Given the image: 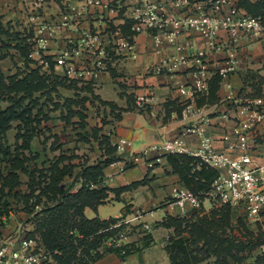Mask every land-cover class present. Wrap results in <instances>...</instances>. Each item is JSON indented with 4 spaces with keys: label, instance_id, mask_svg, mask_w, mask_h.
Returning <instances> with one entry per match:
<instances>
[{
    "label": "built area",
    "instance_id": "1",
    "mask_svg": "<svg viewBox=\"0 0 264 264\" xmlns=\"http://www.w3.org/2000/svg\"><path fill=\"white\" fill-rule=\"evenodd\" d=\"M42 2L30 1L27 18L33 36L27 42L29 46L25 44L24 54L42 73L55 74L53 70L59 69L58 75L87 83L108 72L117 59H135V37L140 33L152 38L154 51H171L147 70L158 73L193 60L191 80L178 86L179 94L184 96L181 118L185 120L179 134L150 145L141 154L131 153L109 164L121 159L134 163L149 150L157 149L192 154L216 168L219 174L202 198L185 186L174 188L171 199L180 208H198L207 201L208 206L224 204L240 209L248 222L261 220L264 143L258 142L255 136L264 133V92L239 100L235 122L222 137L232 139L234 152L214 148L204 132L209 122L206 109L196 104L197 96L206 93L209 87L206 50L194 48L189 38L181 37L198 35L209 51L230 49L240 41L248 44L264 37V14H250L236 0H62L57 16L47 20L39 12ZM66 32L74 35L63 38V45L53 54L54 69L51 70L46 46ZM236 63L230 54L216 66L214 73L220 78L226 77L235 70ZM141 100L136 101L139 108ZM188 133H196L200 138L198 147L192 151L183 140ZM124 143L125 139H119L116 153L123 151ZM258 252L264 264V243L259 245ZM0 264H53V259L40 238L19 224L9 233L0 232Z\"/></svg>",
    "mask_w": 264,
    "mask_h": 264
},
{
    "label": "crops",
    "instance_id": "2",
    "mask_svg": "<svg viewBox=\"0 0 264 264\" xmlns=\"http://www.w3.org/2000/svg\"><path fill=\"white\" fill-rule=\"evenodd\" d=\"M30 1L0 0V67L4 74H10L15 65L33 63L24 57L26 46H29L27 42L30 36H33L27 18L31 11ZM61 1L43 0L39 8L43 18L47 20L55 18L60 10ZM236 1L248 12L239 4V0ZM70 35L74 34L66 32L48 42L45 52L50 60L51 70L54 69L53 54L63 45V38ZM181 38L183 40L189 38L194 48L206 50V65L210 73L209 87L206 93L197 96L196 104L206 109L209 122L204 132L211 138L212 146L233 153L232 139L223 140L222 137L235 122L239 100L243 97L256 96L264 90V37L248 44L240 41L235 47L221 51H209L204 39L195 34ZM135 43L137 51L135 59H117L108 72L88 80L94 94L101 99L113 101L120 107H126L128 104L133 106L122 110L119 118L113 119L108 131H105L111 145L116 146L119 139H125L123 151H117L119 157L124 159L128 154H141L150 145L179 134L185 120L181 118L184 96L179 94L178 86L188 83L192 78V59L171 70H162L158 73L147 70L148 66L165 59L171 51L169 49L154 51L152 38L144 33L136 35ZM230 54L237 60L236 68L228 76L220 78L214 73L215 68ZM53 71L60 74L59 69ZM137 98L142 99L140 108L135 106ZM53 135L58 136L56 133ZM34 139L38 140L36 133L30 139V150L38 151L43 144L34 143ZM255 139L264 143V133L256 135ZM183 140L192 151L198 147L200 138L196 133H188L183 136ZM141 179L144 180L141 184L127 187L118 193L114 190ZM102 183L109 188L107 196L96 204L95 208L85 206L84 215L88 218L121 217L124 220L136 217L137 221H142L149 227L153 241L148 246L127 254L123 259L114 252H108L93 264H172L164 249L163 236L166 235L167 228L155 227L154 223L167 215H182L191 207L186 206L182 209L171 199L173 189L184 185L179 175L172 170L166 152L162 149L149 150L134 163L121 159L115 164L103 165ZM21 185L20 183L17 191L27 190L26 184ZM74 185L71 191L77 189L78 186L73 188ZM10 200L9 197L6 202H11ZM208 205L207 201H203V207ZM123 207L127 209L125 214L122 213ZM231 209L232 213L242 216L240 209L236 207ZM263 213L264 208L261 211V218H264ZM19 214L24 217L28 213L21 210ZM1 217L5 224L8 223L0 227L1 233H9L17 225L22 224L11 211Z\"/></svg>",
    "mask_w": 264,
    "mask_h": 264
},
{
    "label": "trees",
    "instance_id": "3",
    "mask_svg": "<svg viewBox=\"0 0 264 264\" xmlns=\"http://www.w3.org/2000/svg\"><path fill=\"white\" fill-rule=\"evenodd\" d=\"M239 4L252 15L263 14L264 1L239 0ZM37 70H31V73L23 78L24 80L14 82L11 75L4 74L0 67V160L7 161L6 169L0 168V202L2 197L7 195L22 198L23 210L31 214L29 219L35 225L30 233L38 234L40 241L50 252L56 264H93L108 252H114L123 259L127 254L148 246L153 241L151 231L146 232L135 241L104 245L101 252L91 253L90 251L96 247L100 239L107 238L113 232L120 230L126 222L121 217L99 218L95 216L88 218L83 213L85 206L95 208V205L102 202L107 196L109 188L102 183L103 165L119 158L116 153V146L111 145L107 137L98 140V136L95 134L94 139H97L100 145L105 144V149L94 161L82 163L73 178V181L80 180V185L74 191H71L74 182L66 184L63 181L66 176H71L74 164L67 161L62 163L65 159H70L73 154L69 155L60 151L56 159L45 168V172L43 167H34L31 171L27 170V162L33 157L26 155L24 150L27 149L31 152L29 142L39 123L36 116L41 111L40 106L35 117L30 119L32 107L36 105L38 99L37 97L32 98L33 91L42 90V87L48 86L47 83L49 82H51V89L47 90L51 91L60 82L57 80L49 81L43 75L38 74ZM54 76L60 75L54 74ZM4 78H11V82L4 83ZM26 80H29L28 84H25ZM81 88L89 90L90 94L93 95L92 97L101 104L107 105L111 112H114L115 109L118 110L114 119L119 118L122 110L133 107L130 104L126 107H120L113 101L101 99L94 94L91 87L90 89L89 87ZM19 90H22V95H9V105H1V99L4 98L5 93L11 91L17 93ZM45 92L47 91L43 90L40 94L43 95ZM25 99H28V102L25 103ZM81 99H86V97H81ZM127 99L129 100V95H127ZM76 102L72 98H65L61 106L67 109L68 114L72 115L78 112L77 109L71 107ZM55 106L58 107V104ZM13 120L19 121L16 125L15 142L17 143L18 138H21V141L11 148L4 142V137ZM33 122L34 125H32ZM52 143L54 148L60 146L57 135H54ZM166 158L172 170L179 175L182 184L200 198L203 197L205 190L210 187L213 179L219 174L216 168L189 153H166ZM47 169L48 173H46ZM26 171L29 179H27L28 183L26 184L27 192L21 193L17 191L21 183L20 173ZM42 178H46V181ZM143 181L141 179L114 190L118 193L122 189L136 186ZM43 195L45 200L50 201V204L43 202L42 207L35 210ZM9 211L8 205L4 207L0 205V217L4 214L7 215ZM126 212L127 209L123 207L122 213L125 214ZM230 212V206L223 204L219 205L216 212L213 209L209 217L202 216L198 221H189L190 223L183 227L181 224L185 218L182 215H167L161 221L155 222L154 225L157 226L162 224L166 228L173 227L174 233H177V235L169 234L164 243V249L168 253L170 262L172 264H196L204 260V256L199 253L205 252L215 255L216 264H226L228 253L234 255L242 251L243 241L239 239L234 241L236 237L231 239L224 235L225 226L230 219ZM116 223L118 224L115 225ZM78 248H80L79 256L76 254Z\"/></svg>",
    "mask_w": 264,
    "mask_h": 264
},
{
    "label": "rangeland",
    "instance_id": "4",
    "mask_svg": "<svg viewBox=\"0 0 264 264\" xmlns=\"http://www.w3.org/2000/svg\"><path fill=\"white\" fill-rule=\"evenodd\" d=\"M33 69H38L37 73L43 75V77H46L49 81L57 80L60 82H58L56 88L51 91L47 90L51 89V82L47 83L48 86L44 88L42 87V90L33 91L32 98L37 97L38 99L36 100V105H33L32 107L30 119H33V116L35 117V113L41 106V111L36 116V119L39 121L35 131L38 135V140L34 139V143H41L43 145L38 151L31 150L30 152L25 150L24 153L26 155L33 157L27 162V170L31 171L34 167H43L42 169L44 171L45 168L56 159L60 150L65 151V153L69 155L73 154V156L70 159H65L62 163L67 161L69 163H73L74 167L72 169L71 176H66L63 181L66 184L74 182L75 185L73 188H76V186L80 185V180L73 181V178L76 172L80 169L82 163L92 162L105 149V144L102 143L100 145L97 142V139H94L95 134L98 136V140L106 137L105 131H108L109 125L113 121L114 115L118 110L115 109L114 112H111L107 105L101 104L96 98L92 97L93 95L90 94L89 90L81 88L89 87L90 89L88 82H76V80H71L66 76L55 77L51 72L42 73L39 67L36 68L34 63L23 64L21 66L15 65L12 68V72L8 75H11L12 80L16 82L24 80L23 78L28 73H31V70ZM3 82H11V78H4ZM28 82L29 80H26L25 84H28ZM43 90L47 92L41 95L40 92ZM262 92H264V90H262ZM9 95L20 96L22 95V90H19L17 93L15 91L5 93L3 96L4 98L1 99L2 106L9 105ZM81 97H86V99H81ZM65 98H72L77 101L71 106L73 109H77V113L70 115L68 114L67 109L61 106V103ZM24 102H28V99H25ZM55 104H58V107H56ZM18 122V120H13L10 128L5 133L4 142L10 145L11 148H13L16 144H19L21 141V138H18L17 143L15 142L16 125ZM80 123H82V126H80ZM32 125H34V122ZM93 131L95 132L94 134L92 133ZM53 133L58 134L60 137V146L58 148L52 147V141L54 139ZM6 166L7 161L0 160V168L5 170ZM46 171V173H48V169ZM20 179L22 185L27 184L28 172H22ZM42 179L46 181V178ZM19 192H21V190ZM26 192L27 190L25 189L24 192L21 193ZM9 197L11 202H6ZM45 199L44 195L41 196L40 204L35 207V210H39L42 207L43 202L50 204V201ZM0 205L3 207L8 205L10 211L17 215L15 218L21 220L22 225L29 229V231L33 230L35 225L33 221H29L31 214H25L24 217L19 214L20 211L23 210L22 198H20V196H3ZM218 207L219 205H212L208 207L202 206L185 210L184 214H182L185 219L182 221L181 227L192 221H198V219L202 216L209 217L210 212L213 209H215L216 212ZM230 211V219L228 224L225 226L226 230L224 235H227L231 239H233L232 237H236V240L234 239V241H237L238 239L243 241V248L242 251L235 253L234 255L228 253V262L226 264H261L263 258L258 252V248L260 244L264 243V218L262 217L261 220L256 222H248L243 216L232 213L231 207ZM6 224L5 221L3 222V218L1 217L0 227L5 226ZM117 224L118 223L115 225ZM159 226L164 227L162 224ZM155 227H157V225H155ZM148 231L149 227L145 226L144 222L131 219L125 222L124 227L120 230L113 232V234L107 238L100 239L97 242L96 247L94 249H90V251L91 253L95 251L101 252L104 245L109 246L113 243L138 240ZM183 232H185V230H183ZM169 234L177 235L176 232L174 233L173 227H169L167 228L166 235L163 236L164 241L167 239ZM35 235L38 236V234ZM76 254L78 256L80 255V248L77 249ZM199 254L204 256V260L201 264H216V257L214 254L205 252H201ZM53 264H56V262L53 261Z\"/></svg>",
    "mask_w": 264,
    "mask_h": 264
}]
</instances>
